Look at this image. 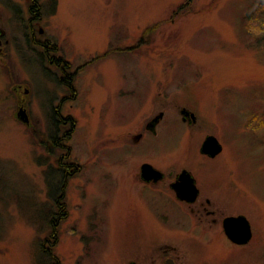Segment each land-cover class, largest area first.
Returning a JSON list of instances; mask_svg holds the SVG:
<instances>
[{"label": "rangeland", "instance_id": "1", "mask_svg": "<svg viewBox=\"0 0 264 264\" xmlns=\"http://www.w3.org/2000/svg\"><path fill=\"white\" fill-rule=\"evenodd\" d=\"M30 1L0 0V264H49L41 241L57 212L42 141L47 106L68 92L27 50L16 17L26 24ZM39 3V39L56 42L78 72L77 97L62 107L81 171L62 200L61 264H161L166 245L177 264H264V0H59L51 17ZM183 107L194 125L182 123ZM159 112L157 134L134 144ZM206 136L223 147L215 160L200 154ZM146 162L192 170L213 191L217 217L247 218L252 242L235 247L221 222L198 224L160 187L141 184Z\"/></svg>", "mask_w": 264, "mask_h": 264}, {"label": "flooded vegetation", "instance_id": "2", "mask_svg": "<svg viewBox=\"0 0 264 264\" xmlns=\"http://www.w3.org/2000/svg\"><path fill=\"white\" fill-rule=\"evenodd\" d=\"M38 1L39 0L30 1V5L28 7L29 17H28L26 24L23 22L22 17H21L22 21L18 19V17H16L17 18L16 21L19 23L20 27L23 29L27 50L31 54L34 63H37L38 68L41 71V73L44 76H49L52 79V82L56 84V86H60V87L62 86L66 88L68 94L61 99L59 105L56 107L54 104L51 103L46 108V111H48L49 109L48 107H50L51 110H54V111L56 110V112L63 114L62 113L63 103L67 99H71V97L72 99L77 97L76 78H77L78 72H77V69H75L74 71H71L73 66H71L69 62L63 58V56L59 55L60 54L59 47L57 46L56 42L54 41L52 42V40H49V39H44V40L39 39V37L44 33V31L40 30V32H38L36 29V24L38 25L39 22L43 20L42 13H40V11L41 12L43 11V6L42 4H39ZM45 1H46L45 6L52 9L53 0H45ZM13 6L17 8L15 11V14L16 15L21 14L20 10L18 9L19 5L14 4ZM50 9L48 10L50 11ZM4 35H5V31L2 28H0V38H1L0 45H2L3 43ZM5 42L8 43L7 41ZM25 55L28 58L27 51H24V56ZM184 109H186L187 111L195 115V113L192 112L191 110L185 107L181 108L179 110V115H180L182 123L187 124L189 126L194 125L197 122L196 115H195L196 121L194 122L192 114H187V115L182 114V110ZM50 111H48V113ZM160 115L162 116L159 117ZM164 117H165V114L163 112H159L158 115H155L154 117L149 118L143 130L132 136V140L134 144H140L144 140L145 136H147V134L156 135L157 129L159 125L161 124V122L163 121ZM63 124L67 125V121L66 120L63 121ZM72 124H73V127H71V130H70L71 133L65 131L67 129H70V126L67 128L66 127L59 128V132L61 134L64 132V137H67L66 141H64L63 144H62V141L60 143V146L63 149H65L61 152V154H63L64 151L67 150L68 158L70 162H64V159L66 158L64 154L57 155L58 157L54 159V162L55 161L57 162V159H59L61 162L63 161L64 165L68 168L67 170H72L69 168L71 167L70 165L72 166L77 165L72 159L73 148L71 146V136H72V132L75 129V124L74 123ZM50 141L51 140H50V133H49V125H48L46 138L44 139V141H42L43 148L46 143L49 144L48 147H50V145L52 144L53 145L56 144L55 141H51L52 143ZM202 156L209 160H215L219 155L215 158H210L209 156L203 155V154ZM49 157H52V156H49ZM48 167L53 171L58 168L56 163L49 164ZM154 168L158 170L156 167ZM78 171H81V169L76 168L72 173L69 172L70 174L66 176V179H65V182L67 185H68V182L77 175ZM158 171L161 172L162 176L160 177V179L156 180L154 178L145 179L142 176L141 170H140L138 174L139 182L143 184L144 186H149V187L154 186L156 188L160 187L161 189L163 188V191H161L160 189V192L165 193V195L168 194L170 196V200L182 206L183 208L185 207L189 208V212L193 216L192 220H197L199 222L198 224L211 223V225L213 226L221 222V225L223 228V221L227 218V216L222 217V218L217 217V210H215L216 208L215 202H213V200L211 199L213 198V191H209L205 189V185L199 181L197 174H195L192 170L189 171L185 168L179 169V170H170L169 172H162L161 170H158ZM184 173H186L185 175H190L191 179L194 181V190L198 191L196 198H194L193 195L191 196H185L183 194H180V196L178 195L179 183L183 181L182 177ZM229 217H235V216H229ZM223 232H224V229H223ZM252 240H253V233H252L251 240L247 244H236V243H233L231 240L229 241L235 247L243 248L249 245L252 242ZM159 251L161 252L160 257H159L161 264H177L179 257L178 256L175 258L171 257V253L177 251L176 248L169 246V245L160 246ZM153 262L155 263V261ZM129 264H137V262L131 261ZM248 264H261V263L257 262V263H248Z\"/></svg>", "mask_w": 264, "mask_h": 264}, {"label": "trees", "instance_id": "3", "mask_svg": "<svg viewBox=\"0 0 264 264\" xmlns=\"http://www.w3.org/2000/svg\"><path fill=\"white\" fill-rule=\"evenodd\" d=\"M39 2V1H38ZM52 9L50 11L48 10L49 16H54L57 13L58 8V0H53ZM40 4V3H39ZM188 6L183 5L181 7L182 10H185ZM41 13V11H40ZM143 40V39H142ZM56 110H51L48 113V125H49V133H50V140L55 141L56 144H52L49 146L48 143L44 145L45 152L52 156L54 159L57 158V155H65L64 162H70L68 158V151H64L63 154L61 152L65 149H63L60 146V143L62 141V144L64 141H66L67 137H64V132L61 134L59 132L60 127H69L70 129L65 130L66 132L71 133V127H73L74 121L71 117L65 116L64 114L56 112ZM71 118V119H70ZM67 121V125L63 124V121ZM72 125V126H71ZM50 141V142H51ZM52 143V142H51ZM57 165L56 170H51L49 167L46 171L47 174V187L50 188L49 195H51L52 201L54 205L56 206L55 213H52L50 217L48 218L49 226H50V233L41 241V246L48 248V251H45V253L50 258L49 264H61L60 260L55 256L54 250L57 244L59 243V228L60 225L67 219L68 212H67V204L62 203V200L65 201V191H66V176H68L70 173H72L76 168L78 169L77 165L69 167L72 170H67L68 168L64 165L63 161L61 162L59 159H57V162L55 161ZM70 172V173H69ZM51 175H56L57 179L55 181L51 180Z\"/></svg>", "mask_w": 264, "mask_h": 264}, {"label": "water", "instance_id": "4", "mask_svg": "<svg viewBox=\"0 0 264 264\" xmlns=\"http://www.w3.org/2000/svg\"><path fill=\"white\" fill-rule=\"evenodd\" d=\"M182 114H192L194 122L196 121L195 115L193 113H190L186 109L182 110ZM161 116L162 115H160L159 117ZM17 119L26 125L29 124V118L27 116L26 109L20 108L17 113ZM222 151V145L219 143L217 138L213 136H208L203 142L200 149L201 154L207 155L210 158L217 157ZM141 174L145 179L154 178L157 180L162 176L160 171L156 170L152 165L148 163L141 166ZM185 174L186 173H184L182 177L183 181L179 183L178 195H193V197L196 198L198 191L194 190V181L191 179L190 175ZM223 229L227 238L236 244H247L252 238L251 224L244 216L227 217L223 221Z\"/></svg>", "mask_w": 264, "mask_h": 264}]
</instances>
